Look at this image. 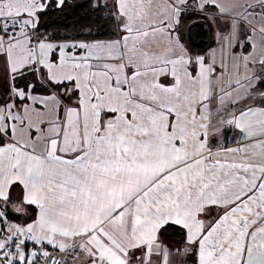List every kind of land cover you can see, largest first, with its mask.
Returning <instances> with one entry per match:
<instances>
[{
    "label": "snow or ice",
    "instance_id": "1",
    "mask_svg": "<svg viewBox=\"0 0 264 264\" xmlns=\"http://www.w3.org/2000/svg\"><path fill=\"white\" fill-rule=\"evenodd\" d=\"M72 6L0 0V264H264V0Z\"/></svg>",
    "mask_w": 264,
    "mask_h": 264
},
{
    "label": "trees",
    "instance_id": "2",
    "mask_svg": "<svg viewBox=\"0 0 264 264\" xmlns=\"http://www.w3.org/2000/svg\"><path fill=\"white\" fill-rule=\"evenodd\" d=\"M83 3H86V1L81 2V3H76V4L72 3L73 6L69 7L66 13L57 16L56 19L68 25H72L76 23L81 17L85 15V12L83 10H78L76 7L77 5H80Z\"/></svg>",
    "mask_w": 264,
    "mask_h": 264
},
{
    "label": "water",
    "instance_id": "3",
    "mask_svg": "<svg viewBox=\"0 0 264 264\" xmlns=\"http://www.w3.org/2000/svg\"><path fill=\"white\" fill-rule=\"evenodd\" d=\"M194 23H195V24H200V25H202V28H201L200 30H201L202 32L208 34V36L205 37V39L202 41V43H204L205 46H208L209 43H210V40H211V33H210V31H209L208 23H207L205 20H203V19L196 20L195 22L190 21V22L188 23L187 28L192 27Z\"/></svg>",
    "mask_w": 264,
    "mask_h": 264
},
{
    "label": "crops",
    "instance_id": "4",
    "mask_svg": "<svg viewBox=\"0 0 264 264\" xmlns=\"http://www.w3.org/2000/svg\"><path fill=\"white\" fill-rule=\"evenodd\" d=\"M73 1V2H72ZM75 1V2H74ZM84 1H86V0H71V3H73V4H76V3H81V2H84ZM188 23H189V21L188 22H186V30H187V26H188ZM214 26V25H213ZM215 26H214V30H213V33L211 34V35H213V36H211V41H212V44H213V46H211V47H215L216 46V43H215Z\"/></svg>",
    "mask_w": 264,
    "mask_h": 264
},
{
    "label": "rangeland",
    "instance_id": "5",
    "mask_svg": "<svg viewBox=\"0 0 264 264\" xmlns=\"http://www.w3.org/2000/svg\"><path fill=\"white\" fill-rule=\"evenodd\" d=\"M72 2H73V1H72ZM74 2H75V1H74ZM206 22H207V21H206ZM207 23H208V26H209V22H207ZM213 30H214V26H211V27L209 26V31H210V33H211V34L213 33ZM211 36H213V35H211ZM209 45H210V46H213V44H212V41H211V40H210V43H209ZM209 45H208V46H209Z\"/></svg>",
    "mask_w": 264,
    "mask_h": 264
}]
</instances>
